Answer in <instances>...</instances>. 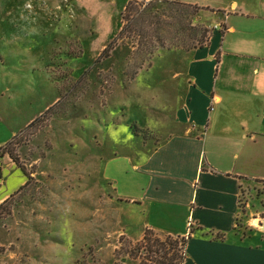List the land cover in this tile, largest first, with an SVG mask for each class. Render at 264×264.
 Listing matches in <instances>:
<instances>
[{
  "label": "rangeland",
  "instance_id": "rangeland-1",
  "mask_svg": "<svg viewBox=\"0 0 264 264\" xmlns=\"http://www.w3.org/2000/svg\"><path fill=\"white\" fill-rule=\"evenodd\" d=\"M126 3L0 0V148L14 137L9 150L31 178L0 204V264L135 260L105 165L157 145L186 54L224 26L200 8H171L152 44L116 41ZM7 179V189L19 180Z\"/></svg>",
  "mask_w": 264,
  "mask_h": 264
},
{
  "label": "crops",
  "instance_id": "crops-1",
  "mask_svg": "<svg viewBox=\"0 0 264 264\" xmlns=\"http://www.w3.org/2000/svg\"><path fill=\"white\" fill-rule=\"evenodd\" d=\"M164 1L209 12L224 28L186 54L185 85L157 145L105 165L108 203L129 214L130 242L145 231L186 238L182 264H264V233L249 226L264 214V0ZM12 171L19 180L7 189ZM26 183L1 155L0 204Z\"/></svg>",
  "mask_w": 264,
  "mask_h": 264
},
{
  "label": "trees",
  "instance_id": "trees-1",
  "mask_svg": "<svg viewBox=\"0 0 264 264\" xmlns=\"http://www.w3.org/2000/svg\"><path fill=\"white\" fill-rule=\"evenodd\" d=\"M158 7L161 8L160 13H157L158 11L155 10ZM171 8L188 9L195 7L164 0H127L122 14V26L116 41L132 37L138 43H141V40L144 39V44H152L153 40L157 37L160 27L163 25L161 17L165 14V10ZM195 42L198 43L200 41ZM199 44L201 45L198 46L199 48L204 47L201 43ZM111 47L112 43L103 50L101 53L102 58L108 57L107 53L111 51ZM194 48L196 49V47ZM13 140L3 148H0V154H6L22 171L28 182L31 179L29 174L21 166L15 154L9 150ZM185 244L186 238L166 237L164 240H160L151 231H145L142 240L133 249L132 256L135 260L139 261V264H182Z\"/></svg>",
  "mask_w": 264,
  "mask_h": 264
},
{
  "label": "built area",
  "instance_id": "built-area-1",
  "mask_svg": "<svg viewBox=\"0 0 264 264\" xmlns=\"http://www.w3.org/2000/svg\"><path fill=\"white\" fill-rule=\"evenodd\" d=\"M253 229L258 230L259 232L264 233V216H254L249 224ZM191 225L188 224V230H190Z\"/></svg>",
  "mask_w": 264,
  "mask_h": 264
}]
</instances>
